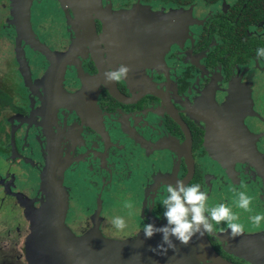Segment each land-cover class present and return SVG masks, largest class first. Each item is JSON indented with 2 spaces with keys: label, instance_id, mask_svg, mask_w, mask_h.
I'll list each match as a JSON object with an SVG mask.
<instances>
[{
  "label": "flooded vegetation",
  "instance_id": "flooded-vegetation-1",
  "mask_svg": "<svg viewBox=\"0 0 264 264\" xmlns=\"http://www.w3.org/2000/svg\"><path fill=\"white\" fill-rule=\"evenodd\" d=\"M0 46V264H29L26 205L45 201L50 171L78 236L97 225L134 238L144 221L166 222L169 183H200L244 231L229 236L222 221L194 234L212 250L197 264H255L236 251L247 236L262 250L264 221H246L228 195L246 191L264 212V0H0ZM120 63L127 76L105 79Z\"/></svg>",
  "mask_w": 264,
  "mask_h": 264
},
{
  "label": "water",
  "instance_id": "water-1",
  "mask_svg": "<svg viewBox=\"0 0 264 264\" xmlns=\"http://www.w3.org/2000/svg\"><path fill=\"white\" fill-rule=\"evenodd\" d=\"M24 13H27V5ZM25 18L26 23L29 22V12ZM22 22L25 23V19ZM27 28L31 30L29 25ZM42 188L46 193L45 201L37 208L28 204L25 210L31 223L26 244L29 264H197V254L203 253V250L212 252L206 239L205 243L200 240L196 244L188 242L182 249L179 248L180 241L173 238L175 248H168L166 253L158 254L159 249H152L161 240L160 232L150 237L140 232L131 239H116L104 236L95 225L86 234L78 236L65 222L68 198L62 174L58 176L56 172L50 171L43 175ZM252 238H241L242 242L237 248L240 252H236L252 259L255 264H262L264 240H261L260 251L255 248ZM179 254L186 258L180 259ZM215 262L233 264L223 258Z\"/></svg>",
  "mask_w": 264,
  "mask_h": 264
},
{
  "label": "clouds",
  "instance_id": "clouds-1",
  "mask_svg": "<svg viewBox=\"0 0 264 264\" xmlns=\"http://www.w3.org/2000/svg\"><path fill=\"white\" fill-rule=\"evenodd\" d=\"M257 57L264 56V46L256 48ZM128 65L120 63L115 68L105 69V79L119 81L127 76ZM253 197L246 191L237 192L236 203L238 207L249 212L248 220L254 225H259L264 221V212L253 211L250 207ZM208 194L202 189L200 183H185L181 179H176L167 185L166 195L160 201L166 219L164 224L157 225L150 220L143 222L142 227L145 237H150L155 232L161 233V240L153 251L159 249L158 254L166 253L168 248H175V240L187 243L194 234L208 235L214 234L221 222L225 227H220L221 231H227L229 236H237L244 231V225L240 222L239 215L232 208L221 201L213 206H209L206 201ZM126 208H131V202L124 201ZM109 223L115 229H123L126 226V219L123 215H114ZM202 260L207 264L209 257Z\"/></svg>",
  "mask_w": 264,
  "mask_h": 264
},
{
  "label": "rangeland",
  "instance_id": "rangeland-1",
  "mask_svg": "<svg viewBox=\"0 0 264 264\" xmlns=\"http://www.w3.org/2000/svg\"><path fill=\"white\" fill-rule=\"evenodd\" d=\"M6 51L5 50H3V48L0 46V55H3V53H5ZM3 59H4V56H1L0 57V74L1 75H3V76H5L7 73L9 74V69H8V66L5 64V62L3 61ZM241 189H239V191H240ZM230 195H232V196H234V197H230ZM228 197H229V199H228V201L230 202V203H232V205L233 204H236L237 205V203H236V198H235V189L234 188H229V195H228ZM222 200L220 199V198H217V199H214V200H211L210 201V205L211 206H213V205H215L216 203H218V202H221ZM231 208H232V206L231 205H229ZM238 206V205H237ZM232 210L234 211V209L232 208ZM110 211H111V209H110ZM246 221H249L248 220V218H246ZM251 222V221H250ZM242 223V222H241ZM243 224V223H242ZM73 226V225H72Z\"/></svg>",
  "mask_w": 264,
  "mask_h": 264
}]
</instances>
